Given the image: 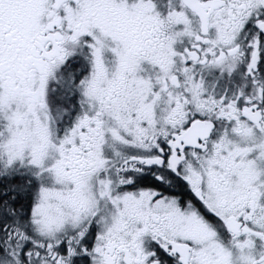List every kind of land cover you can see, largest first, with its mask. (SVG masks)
I'll use <instances>...</instances> for the list:
<instances>
[{
    "label": "snow or ice",
    "instance_id": "obj_1",
    "mask_svg": "<svg viewBox=\"0 0 264 264\" xmlns=\"http://www.w3.org/2000/svg\"><path fill=\"white\" fill-rule=\"evenodd\" d=\"M0 264H264V0H0Z\"/></svg>",
    "mask_w": 264,
    "mask_h": 264
}]
</instances>
